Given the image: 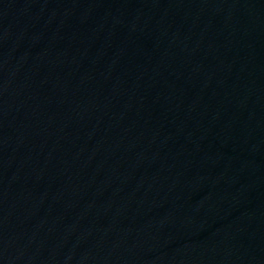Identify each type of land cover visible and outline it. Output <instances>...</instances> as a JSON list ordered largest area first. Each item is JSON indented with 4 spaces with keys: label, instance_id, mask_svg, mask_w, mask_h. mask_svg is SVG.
I'll return each instance as SVG.
<instances>
[{
    "label": "water",
    "instance_id": "water-1",
    "mask_svg": "<svg viewBox=\"0 0 264 264\" xmlns=\"http://www.w3.org/2000/svg\"><path fill=\"white\" fill-rule=\"evenodd\" d=\"M0 264H264V0H0Z\"/></svg>",
    "mask_w": 264,
    "mask_h": 264
}]
</instances>
